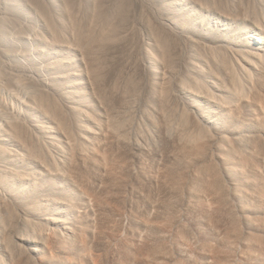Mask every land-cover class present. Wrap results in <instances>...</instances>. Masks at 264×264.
Here are the masks:
<instances>
[{
    "label": "bare ground",
    "instance_id": "1",
    "mask_svg": "<svg viewBox=\"0 0 264 264\" xmlns=\"http://www.w3.org/2000/svg\"><path fill=\"white\" fill-rule=\"evenodd\" d=\"M45 1L46 5H53L57 11V0ZM15 2L12 5H15ZM209 2L211 0H78V4L76 2L81 10L79 8L77 11H80V15L74 13L78 14L79 31H74L73 36L78 38L80 35L77 34L83 36L88 31L89 38L85 40L83 37L84 41L75 39L77 42H73L72 46L75 55L77 52L81 55L88 53L97 65H101L99 60H103L105 64L109 62L110 65L104 66L101 62L103 66L98 68L92 66L93 71L95 68L97 71L83 72L84 76L81 70L80 73H72L74 61L80 62V59L75 55L74 59H71L74 53H70L69 47L67 56L62 53L63 51L56 50L59 54L54 55L55 65H61L60 67L65 65L68 73H61L64 76L60 75V78L57 76V80L56 72L55 77H48L42 81L45 86L54 89L53 95L49 93L51 91L38 92L39 101L36 102L39 105L38 107L35 105L29 123H26L28 118L26 121L21 120L23 124L8 119L6 125L2 126L4 128L0 131V264H83V258L86 264H104L106 260L114 264H125L124 260L121 259L123 263L120 261L119 250L115 248L117 247L115 243L123 240L120 226L130 229L132 226L137 230L143 228L145 237L155 241L171 230L167 229L166 224L164 226V223H157L159 212L162 208L164 211L166 207L165 202V205L162 204L164 200L160 203L157 200L159 198L155 199L156 197L144 192L145 185L152 186L157 182L163 183L165 193L171 191L170 187L167 188V174H164L163 168L157 172L151 169V173H148L149 168L147 172L145 169L142 172L140 166H138L140 171L133 168V158L137 157L136 151H143L147 146L138 140L141 136L144 138L147 129L144 128L145 131L140 127V130L138 129L140 134L141 130L145 133L140 135L138 132L140 136L134 137L135 131L133 132L132 127L135 126H130L131 131L128 127V131L125 127L126 119L119 120L123 118L124 112L119 109L122 111L120 116L116 115L119 112L114 110L119 107L114 106L116 101L119 100L121 105L125 103L121 102V92L119 93L121 90L107 88L104 92L101 91L103 93L99 90L105 81L113 78V75L116 77L119 72L123 73L125 71L123 66L132 64L133 61L129 62V59L121 57L119 53L125 52L127 47L129 50L130 45L133 48L138 45L140 48L143 31L149 34L146 35L149 42L146 39L142 40V44L144 41L149 45L145 46L147 48L143 55L151 65L146 68L145 61V66L143 65V57L137 53L138 47L130 49L131 54L137 53L138 59H142H140L142 64L139 60L138 66L132 64L135 69L129 66L133 72L137 67L136 72L139 74L136 73L135 76L138 83L135 77L133 79L134 73L132 72V75L129 68H126L128 71L126 74H131V81L136 82L132 83L128 79L132 86L135 84L133 88L136 87L135 90H131L130 85L128 90L134 92L139 89L137 93L142 98V104L146 103L145 106L148 107L147 113L142 112L148 115L145 114L144 118H148L145 122L146 124L148 122L149 126L145 125L148 128L152 125L160 134L159 143L157 137H148V142L149 138L152 139V144H148V148L150 147L148 150L152 146L155 149L154 153L159 155L161 150L162 153L167 152L169 150L167 147H171L174 155L171 156L169 151L167 152L169 154L163 153L168 160L174 157L176 162L182 159H186L187 162H209L205 163L207 164L205 166L215 170L213 171L215 180L211 184V189H217L215 191L219 192L221 198L227 194V190L220 185L222 175L230 179L240 176L242 174H240L242 170H239L240 165H244L246 170L253 171L252 159L262 154L264 156V27L256 18L240 21L228 13L217 14L216 11L205 7ZM16 13L19 12L14 9L13 14ZM87 14L91 20H84ZM92 20L97 25L100 24L98 29L108 28L107 32L100 29L103 33L100 32L102 35H99V30L95 31L97 25L91 22ZM247 20L250 21L249 24H246ZM11 21L13 22L14 18ZM92 23L95 24L94 30L89 32L87 29L92 27ZM45 24L59 28L61 34L67 30L61 18L48 19ZM1 31L5 33V30ZM124 62L127 65H124ZM119 65L122 67L119 68ZM158 69H161L163 74ZM158 73L163 82L161 79L159 81ZM68 76L71 77L69 87L72 88L64 91L60 86L66 87L65 82L70 81ZM118 76L119 80L123 79ZM84 79L90 80L88 82L92 85L90 86L95 97L93 101L97 102L94 103L95 106L99 108L105 103L104 112L106 111L110 117L104 112L102 115L98 113L97 116L88 114L84 104L87 93L85 90L88 88L85 87ZM127 81H125L127 85L123 82L126 87ZM43 86L41 87L45 90ZM73 88H77L76 101L80 102L76 104L75 101V105L69 101V104L74 105L71 106L65 101L69 98L66 95L75 93ZM56 96L67 99L60 103ZM136 97L135 99L139 100L140 97ZM130 98L127 99L132 101L131 104L136 102ZM128 102L125 104L126 107L130 105ZM138 104L140 105L139 102ZM136 108L132 110L136 111ZM129 109L127 112H130ZM139 111L141 113L140 109ZM154 113L158 114L157 118ZM128 120L129 124L130 119ZM132 120L133 124L130 125H136L134 116ZM172 120L180 125L176 126L175 122L172 124ZM39 122L48 124L43 123L44 125L40 126ZM137 126L134 129L137 130ZM150 133L147 136H150ZM152 156L156 158L155 155ZM160 159L162 163L167 164V158L164 159L165 162L162 161L163 157ZM140 160L138 163H141ZM143 165L145 168V164ZM200 178L201 175L197 174L194 180ZM201 187L197 181H193L189 185V192L199 196L197 193H201L199 192ZM240 192L244 196L250 195L246 190ZM141 198L145 199L143 200L145 204L142 205L144 209H154V211L147 209L151 214H147L149 213L147 211L143 217L139 215V211L143 209H140L141 206L138 204ZM171 220L169 225L172 226L174 220ZM168 222L169 220L166 223ZM129 243L122 245L126 258L129 256L130 259L136 253L139 261L138 253H141V247ZM187 248L184 251H187ZM146 252L145 259L149 258L148 261L153 256L174 258L166 243L155 242L151 246L147 244ZM211 252L208 253L209 256L213 253ZM185 255L191 264H216L214 260L208 259L206 262L198 263L191 259L190 254ZM136 258L134 256L132 262L136 261ZM135 261L133 264H138Z\"/></svg>",
    "mask_w": 264,
    "mask_h": 264
},
{
    "label": "rangeland",
    "instance_id": "2",
    "mask_svg": "<svg viewBox=\"0 0 264 264\" xmlns=\"http://www.w3.org/2000/svg\"><path fill=\"white\" fill-rule=\"evenodd\" d=\"M15 1H17V2H15ZM74 1L75 0H57L56 1L57 11H56L55 8H53L54 7L53 5H51V4L46 5L45 0H0V40H1L0 41V46H1L0 47L1 48L0 49V112H1L0 113V131H2V128H4L2 126H5L7 121H9V120L10 121L14 120V121H18V122L20 121L23 124L22 121H26V119L28 118L26 123H29L30 122L29 120L32 117L31 114H33L34 109L36 108L35 105L38 103V102H36V100L39 101L38 100L39 93L44 92V91H46L45 93H48L49 91H51L49 93L52 94L53 92H55L54 89L53 90L51 89V87L45 86L43 82L48 77L49 78L55 77L54 74L56 72H57L56 73L57 75L55 74L56 79H57V76H59V78L61 76H64L61 73H63V74L68 73L67 67L65 65H62V67H60L61 65L60 66L55 65L56 64L55 63L56 56H57V54H59V53H57L56 50H58L60 52L63 51L62 53H64L67 56V55H69V54H67V50L69 47V48H71L70 53H72V54L74 53L72 55L73 58H71V59H74V55L76 54V52H74V50L72 49V46L74 45L73 42H77L75 39L79 38V40H83V41H84V39L88 40V38H89L87 36L88 31H87V33H85V35L83 34V36H81V34H77V36L80 35V37H78V38L77 37L75 38V36H73L74 31L75 32L79 31L78 26H77V25H79V20H77L78 19L77 16H78V14L80 15V13H79L80 11L79 12H77V11L79 8H80L79 10H81L80 5H78L79 7L76 5V2L78 4V0H76V2H74ZM14 2H15V5H12V4H14ZM16 3H17V5H16ZM209 3H210V5H209ZM209 3L205 7L207 9L216 11L217 14H222V13L227 14L228 13L229 16L234 17L238 20L240 19V21L242 19H246V18L248 20H253L256 18V21L258 23H261L262 25L261 24L260 25L262 27H264V25H263L264 24V2H260L259 0L258 1L257 0H211V2H209ZM14 9H15V11H18L19 13L18 14L16 13V15L13 14ZM53 9L55 11H53ZM25 10L27 11V13H25ZM74 13H78V14L75 15ZM246 14H247V16H245ZM81 16H83L82 13H81ZM81 16H79V17H81ZM249 16H250V18H249ZM13 18H14V21L12 22L11 20ZM57 18L63 19V25L67 28L66 32L64 31L62 34H61V32H59V30H58L59 28H54L51 25L47 26L45 24V21H47L48 19L49 20H52V19L55 20ZM84 20H91V19H88V14H87V18H84ZM248 20H247V23L245 22L246 24L250 23V21L248 22ZM94 21H97V20L94 19ZM94 21L92 20L91 22L96 23ZM96 25H97V23H96ZM93 26H95V24H93L92 27H90L91 29L88 28L87 30H89V32H90V30H94ZM99 26H100V24L98 23L97 27H95L96 28L95 31L99 30L98 31L99 35H102V33H103L102 31H104L105 33L107 32L106 30H108V28L103 29L100 27L98 29ZM100 29H102V31H100ZM1 30H5V33H2ZM100 32H102V33L100 34ZM144 32L145 31L142 32L143 33L142 37L144 39L141 37V45L142 46H140V48L138 47V45H137L138 49H137V47L133 48L130 45L131 48H129V50H127L128 49V47H127V49H126L128 54L126 53V50H125V52L121 51L119 53V55H121V57H123V58L126 57V59H129V62H130V60H131V62L133 61L132 62L133 65L134 64L139 65L140 63L142 64V62L144 65V61H145V63L147 64L146 68H148V67H150L149 66L150 62H149V60H147V58L144 57L143 52L147 47H149V45L145 44L143 41V44H145L143 46L142 40L146 39L147 42H149L148 38L146 36L149 34H148V32H145V33ZM1 34H5V35L1 36ZM143 35L146 37H144ZM83 37H84V39H83ZM71 43H72V45H71ZM145 46H147V47L145 48ZM130 49H132V50L137 49V51H138L137 53H140L141 57H143L142 58L143 60L141 58L138 59L137 53L134 54L136 57L133 54H131L132 51L130 52ZM134 52H136V51H133V53ZM124 53H126V54H124ZM55 54H56V56H54ZM83 54L81 55L80 53L77 52V55H75V57L80 59V62L76 61V60L74 61V65L72 66L73 70L71 71L72 73H76V72L80 73L81 71H82L81 73H83V72L90 73L89 71H93V69H94V68H92V66H94V67L96 66L98 68V66H103L102 63H104V66L109 64V62L107 64H105V62L103 60L102 61L99 60V63L101 65H99V64L97 65V63L94 61L96 63V65H95V63L93 62V60H94L93 57L89 56L88 53H86L84 55ZM116 55H118V53ZM122 55H124V56H122ZM87 56H89L91 59ZM128 56H130V58ZM140 59L142 60V62H140ZM134 60L136 61L135 63H134ZM138 60L140 63L137 62ZM106 62H107V60H106ZM132 64L130 63V65L132 66V68H131L130 65H127L126 62H124V65L128 66V67L123 66V69L125 71L123 69L122 70L124 71L123 73H125V74H123V73L120 74V72L118 73V75L121 76L120 78H123V79H124V77L129 76L127 79L125 78L126 80L125 79L119 80L118 79L119 76L117 74H116V77H114V75L112 74L113 76L112 75L111 76L113 78H109V79H111V80L113 79V80L112 81L110 80V82L108 81L109 79L107 81H105L106 83L108 82V84L104 83L103 86L101 85L99 90H100V93H103L104 90L107 88H111V89L113 88L112 90H114V91H118L119 89L121 90V91H119V93L121 92L120 93V95H121L120 98H122L121 102L122 103L125 102V103H123L121 105L119 103V100L116 101L115 102L116 104H114V106L119 105V107H117L114 110L115 111L117 110V112H119L116 115L119 114L121 116V113H120L121 110L124 112V115L126 114L125 116H127V118L123 115L122 116L123 118H119V120L120 119H126L125 123H127V124H125V127H127V130H128V127L130 130V128H131L130 126H135V127H132L133 132L135 131L134 133L132 132L134 135L130 133L131 135H133L134 137H136V136L139 137L141 134L143 135L144 131H142V130L144 128L150 132H152L154 130L152 133L148 132L151 135L149 134L150 136H147L148 133L144 129L146 131L144 138L142 136L138 138V140H140L141 143H143V144H145V146L146 145L147 146L145 147L142 144L145 147L143 149V151H136L137 157L133 158L134 159L133 160V165H134L133 168L135 170H138V171L141 170L142 172H144L145 170L147 172V170L149 168L150 170H148V173H151L152 170H153V172H155V171L157 172V171H160V169L162 170V168H163L162 171H164L165 175L167 174L166 175V177H167L166 178L167 179V188L170 187L171 191H168L165 193V188L163 187V183L157 184L158 183L157 182V183L153 184L152 186L145 185L144 186V188H145L144 192L146 191L149 194H151V196H154V198L156 197L155 199L159 198V199H157V200H159L158 202L164 200L163 203L162 202H160V203L164 204V202H165L166 205L165 204L164 205L166 206L165 207L166 209L164 208V211H162L163 210V208H162V210L159 212V214H158L159 216L157 218V223L158 224L164 223L163 225L164 226L167 225L166 226L167 229L170 228L171 230L168 229L169 230L168 233L169 232L170 233L169 234L167 233V234L169 236L167 234H165L166 236L164 235L162 238L161 237L157 238L155 241L154 239L152 240V239H148L145 237V231L143 228H139L137 230L136 227L133 228L132 226H131V229H130V227L125 228L123 226H120V228L121 227L122 228H121V231L120 230L119 231H120V234H121V237L123 238V240H121V242L119 240L115 243L117 246L115 248H117V250H119L118 256L120 258V261H121V259L124 260L125 264H133V262L135 261V260H133V262H132V259L134 256L136 258V255H135L136 253L133 254L134 256H131L132 258L130 257V259H129V256H128V258H126L127 256H126L125 250H124L125 248L124 247L122 248V245L124 243L130 242L129 244H131V245L135 244V245H137L138 248L141 247L140 248L141 251L139 250L141 253H138V255L140 254L139 255L140 257L138 256V258H140L139 261L136 258V261L138 264H191L187 260V257L185 255L186 253L190 254L189 256L192 257L191 259L196 260L198 263L204 262V261L206 262L208 259L209 261L214 260L216 264H264V179H263L264 178V156H262L263 154L261 155L262 157L259 155L258 157L252 159L251 167L253 166L252 167L253 171H250L248 168H247L248 170H246V167L244 165H240L239 170L244 171V173L242 171H240V174L242 173L240 176H237L233 179H230L229 177L222 175L220 185L221 186L223 185V188L225 190H227V194L223 198H221L219 192L215 191L217 189H211L212 188L211 184H212L213 180H215V177L213 175V171H215V170L209 166H205V165H207L205 163H209V162H205V163L199 162V161L198 162L197 161L196 162H193V161L187 162L186 159H182V160H179L176 162L174 160V157H171V159L173 158L172 160H168V157L165 155L168 151L171 153H172V151L170 149L171 147L170 148L167 147V149H169V150H167V152H163L165 155L162 153V150L160 152L162 154V157H163L162 161L165 162L164 159L167 158L166 159L167 164H166V162L162 163L161 159H160L162 157L159 158V155L161 156V154L156 155L154 153L155 152L154 147L151 146V149L148 150L150 148V147L148 148V144L149 143L152 144V142H151L152 139H150V138H152L151 136H153V138H154V136L158 138V136L160 135L158 132H156L157 130H155L152 125H150L149 128L147 127V126H149V124H148V122L146 124L145 121L148 118L146 117V119H145L144 117H145V114L147 113L148 107L145 106L146 103L142 104V98L140 97V94L137 93V92H139L138 91L139 89L137 91H134L139 96L136 95L133 91L130 92V90H128L130 85H131L130 82H132L131 81L132 77H131V74L130 75L126 74V73H128L126 68H129V66H130L131 69H135L134 66H136V65L133 66ZM57 66H58V69H57ZM120 67H122V65H119V68ZM91 68H92V70H91ZM112 68L114 69V67H112ZM130 68H129V72L132 73L133 70L130 71L131 70ZM161 69H158V71L160 73L163 70V69L162 70ZM95 70L97 71L96 68H95ZM136 70L138 72L137 67H136ZM136 70H134L135 72H133L134 75L132 73L133 79L135 77V80H137L136 76H135V74L137 73ZM160 73H158V77H159L158 79H159V81H160V79L162 81V77L160 78V75H159ZM84 74L85 73H83V76H84ZM137 74H139V73H137ZM161 74H163V71ZM123 75H125V76H123ZM68 78L70 79V81H67V83L65 82V86H66L65 88L66 89L64 88L63 85L60 86V88L64 89V91L70 90L72 88V87H69V86H71V84H70L71 83V77L68 76ZM84 78H86V77H84ZM103 78H104V76L102 77V79ZM128 79L130 80V82L127 81ZM88 81H90V80L84 79L85 87L88 88V89L85 88L86 89L85 93H86V91H87V93H86V100L84 102L86 109L88 110V114H93V115L96 114V116H97V114L99 113L100 115H102V112H104V110H106V108H105L106 106L103 107L105 105V103H104L105 101H102L104 103V105H103V103H101V106L103 105L102 107L98 108L95 106V104L97 102L95 103L93 101V98L95 100V97H94V93L92 91L93 90L91 87L92 85ZM125 81L128 82V86H127L128 88L125 86V85H127L125 83ZM123 82L125 85L123 84ZM133 82H135V81L133 80ZM136 82L138 83V80ZM38 83H39V85H37ZM41 83H43V84L41 85ZM120 84H122L126 88L121 86ZM119 85H120V87L117 88V86H119ZM137 85L139 86V84H137ZM41 86H43V88L45 90H43ZM133 86H135V84H133ZM133 86L130 87L131 90H135L136 87L133 88ZM103 87H104V89H103ZM116 88H117V90H115ZM73 89H75V88H73ZM101 91H103V92H101ZM127 91H128V93H127ZM74 92L75 93H72L70 95H66V97L67 98L69 97L70 99L69 98L67 99L64 97H62V98H64V99H62L59 96H56V97H58V101H60V103L64 102L65 99H67V101H65V102H68L67 104L72 106L73 105L72 103H74L76 100H78V96H77L78 94L76 93L77 88L74 90ZM132 92L137 97L135 95H133ZM122 93L124 95L127 93L128 94V95L126 94L127 97L124 96ZM129 93L130 94L132 93L133 97ZM33 95L37 96V98L35 99V97ZM87 96H88V99H87ZM135 97L136 98L140 97V98H139V100H137V99H135ZM127 98L133 99V101L135 99V101L136 102L138 101L140 103V105L138 104V102L137 103L133 102L131 104L132 101L128 100ZM124 99H125V101H124ZM69 101L72 103L69 104L70 103ZM31 102H33V103H31ZM79 102L80 101H78L76 104H78ZM127 102H128V104L130 103V105H133V106L128 105L126 107ZM30 103H31V105H30ZM134 103L137 106V108H136V106H134ZM93 104H94V107H93ZM38 105L39 104H37L36 106L38 107ZM142 105H144L143 108H141ZM87 106L89 108H87ZM120 106H122V107H120ZM129 106L131 107L130 108L131 110H132V108H133V110H134V108H136V111H133V110L131 111L128 108ZM101 108H103L102 109L103 111L101 110ZM119 109H121V110H119ZM127 109H129L130 112H127ZM139 109L141 110V113H140ZM108 110L109 109H107V111ZM30 111H32V112H30ZM144 111L146 113L143 114L142 112H144ZM131 112L133 114L135 112V114L132 115ZM104 113H105V115L108 114L106 111ZM110 113L111 112H109V114ZM128 113H131V115H129ZM156 113H158V112L156 111ZM156 113H154V115H156L155 117L157 118L158 114H156ZM105 115L103 114V116H105ZM114 115H115V112L113 111L112 116L114 117ZM135 115H137L138 117ZM107 116H109V115H107ZM107 116H105V117H107ZM130 116H132V118ZM133 116H134V121L136 122V125L135 124L130 125V124H133V120H132ZM146 116H148V115L146 114ZM118 117H115V118H118ZM15 118H17L19 120H15ZM128 119H130L129 124H128V122H129ZM136 120H138L140 122H138ZM173 120H172V124H173V122H175ZM137 122L139 124L138 125L139 127L137 126ZM43 123H45V125L48 124V123L46 124V122H43ZM175 123H177V122H175ZM42 124H41V122H39L38 125L41 126ZM140 124L142 126H140ZM24 125L27 126L29 124H24ZM178 125H180V124L177 123L176 126H178ZM123 126H124V124H123ZM136 126H137V130L134 129V128H136ZM151 126H152V128H151ZM140 127H141V129L143 128L141 130V132H142L141 134L139 131ZM173 128H175V127H173ZM148 129H151V130H148ZM162 130L164 131V127L162 128ZM138 132L140 135H138ZM135 133L137 135H135ZM257 133L260 134V132H257ZM148 137H150L149 142H148ZM157 138H156V140H157ZM159 139L160 138H158L157 142L159 141ZM97 141L98 140H96V143H97ZM164 149H163V151H164ZM148 151H150V152H148ZM142 153H145V154H142ZM150 153H152V154H150ZM171 153H170L171 156L174 155V153H172V154ZM147 154H149L150 156ZM167 154H169V153H167ZM152 155H155L156 158L154 159L153 158L154 156H152ZM138 157L141 160L138 159ZM138 160H140L139 162H141V163H138ZM155 160L156 161L158 160V161L155 162ZM172 161H174V163ZM142 163L145 164V168H143L144 165ZM139 164H142V165H139ZM138 166H140L141 169L138 168ZM135 167H137V168H135ZM166 171H168V172H166ZM173 172H175V173H173ZM245 172H247V173H245ZM197 174L201 175V178L198 180H194V178L197 176ZM218 175L220 176V173H218ZM170 176H171V178H170ZM168 179H169L170 184L168 183ZM259 179H261V180H259ZM193 181H197L200 185H202V187L200 188V191H199L201 193H197V194H199V196L196 195V193L194 194L193 192L192 193L189 192V185ZM176 187H178V188H176ZM240 190H246L249 192L250 195L244 196V195H242ZM172 191L174 193L175 192L176 193L174 194ZM1 193H3V192H1ZM156 195L159 197H157ZM141 199H139L140 201L138 202L139 206H141L140 209L143 208L144 206H142V205L145 204V201H143L145 199L144 198H141ZM142 201H143V203H142ZM145 207H147V205ZM147 209L148 210L150 209L149 211H152V210L154 211V209H152V208H145V209L143 208L142 209L143 211L142 210L139 211V215H141V217L146 216L145 214L148 211ZM144 211H145V213H144ZM142 212H143V214H142ZM147 214H151V212H149ZM170 219H172L171 221L174 220V222L172 223L173 224L172 226L169 225ZM168 220H169V222L166 223ZM125 221H126V219L124 220V222ZM128 224H129V222L127 223V226H128ZM141 231H144V233ZM134 232H135V235H133ZM140 233H142V234H140ZM139 237H140V239H139ZM122 238H120V239H122ZM126 239L129 242H127ZM123 241H124V243H123ZM155 242L161 243V244L166 243L167 247L173 253L174 258L172 259V258H164V257H160V256L159 257L153 256V257H150L151 260H149V261H148L149 258L145 259V256H147V252H146L147 244H148V246H151ZM186 244H187V246H186ZM186 247H188L187 248L188 250L186 249L187 251H184ZM111 250L112 249H110V252L108 251L110 253V255H111ZM122 250H124V251H122ZM105 252H106V250L103 251L104 254H105ZM209 252L212 253L211 256L208 255ZM143 254H144V256H143ZM159 259H161V260H159ZM81 261H82V259H81ZM106 262L104 264H114L113 262L110 263L107 260H106ZM130 262H132V263H130ZM82 263L86 264V260L84 258H83ZM134 264H136V263H134Z\"/></svg>",
    "mask_w": 264,
    "mask_h": 264
}]
</instances>
